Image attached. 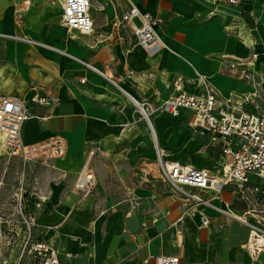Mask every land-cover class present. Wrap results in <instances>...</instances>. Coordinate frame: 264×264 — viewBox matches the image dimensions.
<instances>
[{"label":"crops","instance_id":"1","mask_svg":"<svg viewBox=\"0 0 264 264\" xmlns=\"http://www.w3.org/2000/svg\"><path fill=\"white\" fill-rule=\"evenodd\" d=\"M51 1L0 0V35L28 37L47 46L0 38V96L18 97L26 103L32 117L22 127L24 144L35 145L52 137L65 143V155L53 161L71 163L75 178L85 147L93 152L95 146L105 156L130 142L133 152L129 157L135 161L151 157L148 134L131 124L132 115H137L132 101L157 106L177 93L173 85L178 79L187 93L199 92V79L206 80L219 97L233 98L234 104L248 95L244 98L254 102L257 112H264L250 84L235 77L236 73L249 77L255 71L248 62L250 53L264 56V0H242L235 7L207 6L201 0H93L91 35L66 29L60 7L50 19L46 6ZM35 5L42 10L36 11ZM131 7L159 20L154 30L164 48L158 53L147 55L121 23ZM226 58L244 62L232 60V69L224 68ZM260 88L258 95L264 103V78ZM35 93L54 98L56 103L32 104ZM247 108L256 112L251 105ZM189 117L188 112L180 111L176 118H154L156 142L161 147L167 143L173 133L167 130L168 123L181 124L194 138L199 154L216 156L215 168L208 169L204 159L186 164L168 158L167 153L164 159L220 174L225 160L219 145H212L207 134L192 131L187 126ZM143 166L137 181H126V202L115 208L114 219L102 237L92 241L93 251L73 259L57 250L65 264H155L160 255L178 257V264H251L243 248L250 229L240 219L264 226L262 181L250 180L251 189L258 187L257 193L242 194L236 185L226 186L219 199L211 192L201 193L225 214L202 206L185 214L186 205L172 196L160 178L156 154L153 163ZM101 170L98 166L92 170L95 179ZM0 192L3 198L8 195ZM64 209L58 207L46 219L52 225H45L46 233H40L53 247L54 222ZM202 217L208 221L206 226ZM259 263L264 264V252Z\"/></svg>","mask_w":264,"mask_h":264},{"label":"built area","instance_id":"2","mask_svg":"<svg viewBox=\"0 0 264 264\" xmlns=\"http://www.w3.org/2000/svg\"><path fill=\"white\" fill-rule=\"evenodd\" d=\"M61 9V24L70 31L82 35L93 33V22L90 8L93 0H53ZM206 4L218 7L220 5L235 7L242 0H201ZM140 22L137 26L133 19ZM132 33L136 43L152 56L164 48V45L154 30L159 23L148 14H142L135 7L121 18ZM0 38L12 39L32 47L47 48L41 42L28 37L0 35ZM256 56L253 55V58ZM81 65L95 71L82 60H76ZM237 65V64H236ZM233 67V65H231ZM108 81L115 85L112 79ZM81 82H84L82 80ZM182 80L178 79L173 89L177 92L157 106L148 101L135 102L134 112L146 120L153 132L152 121L158 116L176 118L180 111H186L190 117L187 126L199 135L207 134L212 145H219L225 160L220 174L206 168H194L181 165L178 162L166 161L165 155L155 143L156 164L162 182L166 183L172 196L187 207L185 214H191L195 207H209L218 213L225 211L212 205L211 199L201 196V193L211 192L219 199L222 191L228 185H236L242 194L258 192V187L251 189V178L264 183V112H257V107L248 98H242L234 104L233 98L222 99L218 92L206 80L199 79L201 89L197 93L182 91ZM32 104L48 106L56 103V99L35 93L30 99ZM251 105L256 112L248 110ZM30 115L26 103L13 96H0V144L7 164L13 159L23 163L46 162L62 158L65 155V143L58 137L35 145H26L22 139L23 124ZM92 151L90 152V155ZM90 159V156H89ZM96 184L95 176L86 161L76 175L74 190L82 196L89 195ZM1 185V183H0ZM25 193H14V202H0V264H65L59 252L49 243L46 236H41L31 213L23 207ZM3 194L0 192V199ZM240 221L249 227L250 235L244 245L251 264H260L259 255L264 252V226L260 223H250L245 219ZM208 224L202 217V225ZM178 257L160 255L155 258V264H178Z\"/></svg>","mask_w":264,"mask_h":264},{"label":"rangeland","instance_id":"3","mask_svg":"<svg viewBox=\"0 0 264 264\" xmlns=\"http://www.w3.org/2000/svg\"><path fill=\"white\" fill-rule=\"evenodd\" d=\"M54 2L56 1L52 0L46 6L47 9L49 8V13L48 11L47 13L50 19L54 16L53 11L59 12V4ZM35 7L36 11H41L43 8L40 5H35ZM134 23L140 26L137 19H134ZM0 24L2 23L0 22ZM232 60H235L234 63L244 62L238 58H226L223 60L224 68L232 69L233 63L230 62ZM250 61V66L255 67V71L253 70L249 77H245L243 73H236L235 77L250 84V87L254 89L252 95L259 102L260 108L264 109L262 98L258 95L261 92L260 85L263 84L264 78V56L253 58V54L250 53L248 62ZM151 121L153 122V120ZM131 124H136L144 134H148L151 139L152 156L135 161L129 157L133 152L130 150L133 149L130 142L124 143L122 147L116 148L111 154L105 156L95 146L90 155L91 150L85 147L82 164L76 171L86 161H89L90 169L93 172L96 166L104 169L101 170L99 178L96 177L95 187L87 196L79 195L74 190L75 172L72 171L71 163L62 164L53 160L23 163L18 159H13L7 164L4 154L0 152V180L4 177L0 191L8 194L0 199V202L7 200L9 203L14 202L12 197L14 193H25L23 207L28 214H32L38 225L39 233H46L45 225H52V223H47L46 219L51 217L58 207L64 206V212L56 218L58 222H54L52 236L50 234L54 248L68 257L72 256L73 259L80 257L83 253L93 251L92 241L102 237L103 231L107 229V224L114 219L115 208L126 202L124 200L126 199V181L131 183L137 181L141 175V169L144 167L143 164L154 162L156 153L155 144L150 136L152 132L139 110H137V115H132ZM167 125V130H173L172 135L169 136L163 147L159 142L157 144L159 149L163 150L165 154L167 153L168 158L186 164H193L196 160L204 159L208 169L215 168L216 156L211 155L207 158L204 153L199 154L200 151L193 142L194 138L190 137L183 125L173 122ZM122 140L126 142L125 136L122 137ZM140 141L138 143L141 145ZM138 146L134 148L137 149ZM117 191L122 192L118 193Z\"/></svg>","mask_w":264,"mask_h":264},{"label":"bare ground","instance_id":"4","mask_svg":"<svg viewBox=\"0 0 264 264\" xmlns=\"http://www.w3.org/2000/svg\"><path fill=\"white\" fill-rule=\"evenodd\" d=\"M128 99H129V98H128ZM132 104L135 106V101H134V102L132 101ZM141 114H142V113H141ZM142 115H143V114H142ZM152 129H153V132L151 133L150 136L152 137V140L154 141V144H155V143H157V142H156V136H155V133H154L155 130H154V128H152ZM161 151H162L163 154H165L163 150H161Z\"/></svg>","mask_w":264,"mask_h":264}]
</instances>
